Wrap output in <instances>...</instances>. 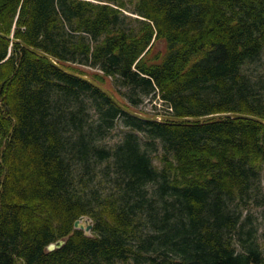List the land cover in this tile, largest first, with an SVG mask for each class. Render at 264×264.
<instances>
[{
  "label": "trees",
  "instance_id": "16d2710c",
  "mask_svg": "<svg viewBox=\"0 0 264 264\" xmlns=\"http://www.w3.org/2000/svg\"><path fill=\"white\" fill-rule=\"evenodd\" d=\"M0 33V264H264V124L141 119L7 38L148 117L264 119V0H0Z\"/></svg>",
  "mask_w": 264,
  "mask_h": 264
},
{
  "label": "rangeland",
  "instance_id": "374dc122",
  "mask_svg": "<svg viewBox=\"0 0 264 264\" xmlns=\"http://www.w3.org/2000/svg\"><path fill=\"white\" fill-rule=\"evenodd\" d=\"M128 4H129V7L127 8V10H124L125 13L130 14L132 16H137L136 14H133L130 12L132 4L131 3H128ZM84 69L89 70V71L96 70L93 68H89L87 66H85ZM246 71L247 73H250L251 75L263 76L264 75V64L262 62H256V63L249 64L247 66ZM165 106L166 105L163 104L162 100L158 98V95H156L154 97H150V96L145 97L144 100L140 102V104L135 106V108L142 112L149 113L153 117H157V116H161L164 114V112L166 111ZM127 129L128 127L123 126L122 122L119 120L116 123L115 127L110 132L109 136L107 137L106 143L111 144L115 141L120 140L123 135V132L126 131ZM153 160L156 165L158 166L161 165V162L158 156L155 155ZM247 211L248 213L252 215L253 221L258 227L257 241L264 252V215L262 214L261 207H252V208L250 207L249 209L245 210L244 213H246ZM81 219H82V222L86 224V226L88 224H92V220L87 216H83ZM83 231L85 232L84 229ZM85 233L91 234V230L86 231Z\"/></svg>",
  "mask_w": 264,
  "mask_h": 264
},
{
  "label": "water",
  "instance_id": "95a60500",
  "mask_svg": "<svg viewBox=\"0 0 264 264\" xmlns=\"http://www.w3.org/2000/svg\"><path fill=\"white\" fill-rule=\"evenodd\" d=\"M0 35H3V34H0ZM7 38H9L12 42H19L23 45L24 48H26L27 50L37 54V55H40V56H43L45 58H47L49 61H51L54 65H56L59 69L63 70L64 72H67L73 76H76V77H79L81 79H84L86 80L88 83H90L92 86L96 87L97 89H99L101 92H103L117 107L121 108L122 110H124L125 112L131 114V115H134L136 117H139L141 119H145V120H171V121H185V120H192V121H202V120H205V119H209L211 117H214V116H231V117H235V118H248V119H253V120H256L262 124H264V119L263 118H260V117H256V116H253V115H248V114H243V113H231V114H214V115H207V116H202V117H195V118H189V117H172V116H169V115H164V116H159L158 118L157 117H148V116H145V115H142L140 113H137V112H134L130 109H128L127 107H125L124 105H122L115 97L114 95L109 91L107 90L103 85L99 84L97 81H95L94 79H92L91 77L87 76V75H83V74H80V73H76V72H73L59 64H57L54 60V58L48 54H46L45 52H42L36 48H33L29 45H26L25 43L19 41V40H16L14 39L11 35L10 36H7ZM82 217H80L79 219L75 220L74 221V227L75 228H80V229H84L85 232L86 231H89L91 230V226L92 224H88L86 226L85 223L82 222ZM84 232V233H85ZM87 234V233H85ZM87 235H90V234H87ZM65 242L64 239H58L56 240L55 242L53 243H50L48 246H47V249L48 250H53L55 248H59L61 245H63Z\"/></svg>",
  "mask_w": 264,
  "mask_h": 264
},
{
  "label": "bare ground",
  "instance_id": "6f19581e",
  "mask_svg": "<svg viewBox=\"0 0 264 264\" xmlns=\"http://www.w3.org/2000/svg\"><path fill=\"white\" fill-rule=\"evenodd\" d=\"M0 34H2V33H0Z\"/></svg>",
  "mask_w": 264,
  "mask_h": 264
}]
</instances>
